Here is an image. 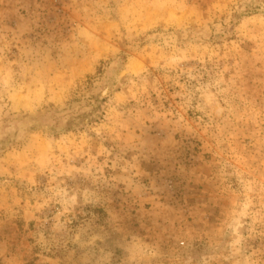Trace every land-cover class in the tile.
Returning <instances> with one entry per match:
<instances>
[{"label":"rangeland","instance_id":"rangeland-1","mask_svg":"<svg viewBox=\"0 0 264 264\" xmlns=\"http://www.w3.org/2000/svg\"><path fill=\"white\" fill-rule=\"evenodd\" d=\"M0 264H264V0H0Z\"/></svg>","mask_w":264,"mask_h":264}]
</instances>
